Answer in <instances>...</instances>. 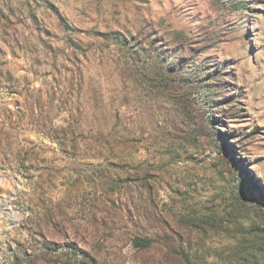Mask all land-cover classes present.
Instances as JSON below:
<instances>
[{
    "label": "rangeland",
    "instance_id": "rangeland-1",
    "mask_svg": "<svg viewBox=\"0 0 264 264\" xmlns=\"http://www.w3.org/2000/svg\"><path fill=\"white\" fill-rule=\"evenodd\" d=\"M0 264H264V0H0Z\"/></svg>",
    "mask_w": 264,
    "mask_h": 264
}]
</instances>
